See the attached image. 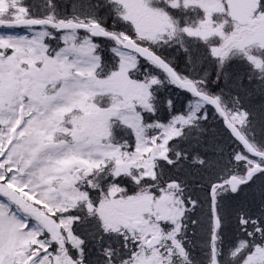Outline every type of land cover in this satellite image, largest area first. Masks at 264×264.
Returning a JSON list of instances; mask_svg holds the SVG:
<instances>
[{"label":"rangeland","instance_id":"rangeland-1","mask_svg":"<svg viewBox=\"0 0 264 264\" xmlns=\"http://www.w3.org/2000/svg\"><path fill=\"white\" fill-rule=\"evenodd\" d=\"M111 1L122 10V17L129 23L131 34L151 47H161L169 41L172 31H175L174 34H177L181 41H214L213 43L218 45L216 48L211 47L212 57L229 58L228 65L235 58V54H240L239 50L243 52L248 48L256 37L249 36L252 34H247L243 29L230 27L231 30H226L227 20L221 15L218 17V0H166V3L158 0ZM172 5L178 6L180 11H175ZM11 7L12 0H0V14L7 13ZM174 13L175 15H172ZM181 15L184 16L183 20L180 17L178 19ZM22 18L23 14L16 20ZM219 21H223L222 24ZM46 28L0 32V51L6 50V55L0 56V128L4 132L3 136H0V155L4 157L0 160V170L8 177L4 179L0 176V264H29L30 260L40 253L38 249L44 250L47 247L41 241L49 240L53 236L56 241L62 239L59 222L53 223L54 219L50 216L55 212H62V209L55 204L56 209L49 210L45 203L51 206L63 201V205L68 206L73 198L79 197L80 203L86 204L88 201L84 198L83 191H74L73 181L81 184L85 175L101 169L99 166L104 160L116 164L119 168L116 175L138 170L143 176L139 177L141 179L144 176H155V164L161 161L160 153L168 147L165 142L176 131L172 125L165 124L161 129L163 135L159 146H146L151 141L147 137L149 128L143 124L142 113L152 110L151 85L159 84L160 80L150 76L149 83L146 84L139 81L141 78L132 77L130 72L140 66V60L118 43L112 46L117 50L113 53L118 60L115 71H112L114 68H107L102 78L98 77V62L91 60L80 65L83 74L75 77L83 86L60 92L65 83L63 76L68 70L64 65L57 64L44 55L43 43L46 41L40 42L36 34ZM86 35L80 34L76 43L84 41ZM128 35L129 31L126 29L119 38L130 39ZM87 43L85 51L95 55L96 52H93L91 47L92 38ZM247 52L257 53L256 50H251L241 55H246ZM248 56L251 64L252 61L256 62L251 55ZM255 64L254 68L259 70L260 63L257 61ZM71 71L75 75V69ZM258 74L262 73L252 70V73L247 72L245 76L239 77L246 79ZM153 80H156L155 84L152 83ZM5 81L14 84L12 94H6L4 91ZM68 83L71 84L72 80ZM10 96H14L18 101L14 105V113L7 111ZM105 98L108 100L104 101ZM33 106L37 110H32ZM8 117L12 119L9 120ZM179 126L178 124L177 127ZM115 127L125 129V138L116 139L113 135ZM125 140L127 143L122 142ZM89 141L92 142L89 148H80L81 144ZM64 142H67V146ZM222 143L218 142L220 147ZM92 147H101V151L89 157L87 154ZM232 152L233 150H228L226 156H221V169L217 174L223 172L229 176L227 174L235 168L230 169L229 163L226 164ZM50 154L59 159L47 165L42 164L40 157ZM254 165L256 164L250 167ZM68 169L72 171L68 172ZM111 187L113 189L104 196L103 203L97 208L105 228L112 233L122 230L129 238L138 241L141 238L147 241L153 234L163 237L162 251L155 249L148 254L143 244L145 248L138 249L128 264H181L183 255L178 251L180 245L178 246L175 239L179 228L176 226L178 232L174 235L172 231L166 235L160 227H164L166 221L175 224L174 221L181 213L179 202L175 200L176 187L171 186L156 197L142 191L131 197H122L120 188L115 185ZM204 215L201 227L207 232L210 219L207 218L206 212ZM152 217L158 222L154 223ZM47 224L52 226V232L47 230ZM201 234L204 240L206 235H210L208 232ZM220 235L219 237H232L234 234L225 228L224 236ZM64 239L67 243L66 236ZM219 241V254L223 248L227 256L231 248L230 239L219 238ZM33 245L38 247L33 249ZM203 245L205 248L206 243ZM175 257L177 261L173 260ZM39 262H48V258L40 254L35 260V263ZM256 262L264 264V252L257 251L248 257L247 264ZM55 264H60V261H55Z\"/></svg>","mask_w":264,"mask_h":264},{"label":"snow or ice","instance_id":"snow-or-ice-1","mask_svg":"<svg viewBox=\"0 0 264 264\" xmlns=\"http://www.w3.org/2000/svg\"><path fill=\"white\" fill-rule=\"evenodd\" d=\"M158 2L166 3V0H158ZM171 7L177 12L180 11L176 5ZM261 7L264 8V0H261ZM98 11L100 4L96 0H12V7L8 12L0 14V32L22 30L27 25L39 28L47 25L44 31L37 32L36 35L40 42L46 41L43 43L44 55L57 64L64 65L68 70L63 76L65 83L60 90L66 92L83 86L81 81L75 79L76 76L83 74L80 65L95 60L98 62L97 71L102 72L105 67L104 61L111 59L107 52L103 54L97 52L93 55L85 51L88 47L87 41L93 37H114L113 33L105 31L99 21L93 18ZM21 14H23V24L11 22ZM93 27H100V33L93 31ZM68 29H72L75 34L65 35ZM81 33L88 35L85 36L84 41L77 44L76 41ZM91 47L95 52L100 45L92 44ZM116 51L115 47L109 49L111 53ZM182 51L188 53V63L192 64L193 55L189 53V49L185 46ZM4 55L6 50L0 51V56ZM213 59L218 58L213 57ZM199 63L201 61L197 60V64ZM227 63L228 60L224 58L218 59L214 81L219 87L222 79L228 89L227 93L223 89L217 92L215 88L211 92L206 91L208 74L205 73L198 81H191L185 77L188 84L175 85L190 98L178 113L171 98L162 101L163 115H159L160 109L156 108L155 102L153 103L152 110L146 115V121L149 129L154 123L157 129L149 138L151 143L146 146L148 148L153 144L159 146L163 135L161 129L165 124L172 125L176 131L166 140L168 147L160 153V176L144 177L139 183H133L139 187L140 183L154 184L163 178L164 182L157 190L175 185L183 193L188 187V181H193L196 188L189 191L186 198L180 200L184 205L182 216L191 214L192 226L194 228L202 226L203 213L200 210L207 205L208 216L213 223L208 236L210 250H214V242L221 230L227 228L233 234L240 233V236L233 235L236 246L229 249L228 255L225 256L221 248L219 256L212 257V264H247L249 256L257 251H264V74L248 76L246 79L233 78L231 73L225 71ZM140 67L144 68L145 65L141 64ZM72 69H75V75L72 74ZM170 71L178 77L175 69ZM253 71L258 69L254 68ZM69 80H72L71 84L68 83ZM152 83L155 84L156 80ZM197 83L203 85V88L198 89ZM194 97H198L199 100L191 99ZM20 98L22 100L23 93ZM16 103L18 101L14 96H10L7 101V111L14 113ZM32 110L37 109L33 106ZM213 113L220 118L225 133L238 146L227 161L238 166V175L233 173L231 176H226L223 172L217 174L221 169L222 148L217 143V130L208 125ZM40 114L43 115V112ZM8 119L11 120L12 117ZM3 134V129L0 128V136ZM113 135L119 140L124 135L123 129H114ZM122 142L127 143L126 140ZM181 142L186 143L187 147H181ZM91 143L85 142L80 148H89ZM64 144L67 146V142ZM173 145L176 146L174 152ZM100 151L101 147H92L87 155L91 157ZM147 155L146 153L145 158ZM3 158V155H0V160ZM57 159L59 158L50 154L40 157V162L47 165ZM252 164L258 167H250ZM181 170L184 173L183 184L180 180ZM67 171L71 172L72 169ZM173 172L176 173L175 176L172 175ZM0 176L4 179L8 178L3 170H0ZM93 179L100 185L99 187H92ZM113 180L116 183L122 180L121 187L127 190L131 178L123 175L113 177L107 172L105 165L103 171L98 169L89 172L86 183L81 188L75 187L76 181H73L74 191L86 189L83 196L88 203L84 206L80 203L79 197H76L63 208L62 213H54L59 216L61 236L67 237V244L70 247L66 246L63 240L57 242L56 237L53 236L49 240L41 241L42 244L47 245L42 253L43 256L57 262L63 258L67 264H128L133 260L134 254L141 248L138 240H133L123 233L110 232L104 227L103 222L98 226L91 223L94 218L93 210L99 206V200H93V197L104 194L103 185ZM194 192L196 195H193ZM53 223L56 221L54 220ZM77 229H81L89 239L85 240ZM113 235L117 237L115 241L112 239ZM193 235L196 233L194 232ZM219 238L223 239V237ZM89 242L93 243L99 259H92L93 253L86 247ZM181 254L187 259L183 248Z\"/></svg>","mask_w":264,"mask_h":264},{"label":"trees","instance_id":"trees-1","mask_svg":"<svg viewBox=\"0 0 264 264\" xmlns=\"http://www.w3.org/2000/svg\"><path fill=\"white\" fill-rule=\"evenodd\" d=\"M97 3L100 4V11H98L96 13V15L93 17L95 20L99 21V24L104 28L105 31L109 32V33H113L114 35H116L117 37H119L121 35V33L125 32L126 29H128L129 31V37L131 39H133L134 41H136L138 44L144 45V46H148L145 43L137 40L135 38V36L133 34H131L130 30V26L129 23L126 22L124 20V18L122 17L123 12L122 10L115 5L111 0H96ZM196 10V9H194ZM172 15H175L172 14ZM177 15V14H176ZM180 17L182 20L184 19V16H178ZM175 33V31H174ZM173 31L171 33L172 36H170L168 39L169 41L165 42L164 45H162L161 47H159V49L155 48V47H149L153 52H155L156 54H158L160 57H162L163 59H165L171 66L173 69H175V72L178 74V77L185 80V77H188L191 81H198L201 77L204 76L205 73L208 74V86L207 89H205L208 92H211L212 89H216L217 92H220L221 89L224 90L225 93H227L228 89L225 86L223 80L221 79L220 85L219 87H217V85L215 84V72H216V66L218 64V61L214 60L212 57V54L210 55L209 53H211L210 49L211 47H215L218 44H214L211 41H206V42H201L199 40H179L178 35L174 34ZM177 35V36H176ZM171 40V41H170ZM173 40V41H172ZM217 42V41H216ZM162 43V42H161ZM160 43V44H161ZM93 44H99L100 47L98 49L95 50V52L97 53H105L107 52L109 54V56L111 57L110 60L104 61L105 67L103 69L102 72H98L97 71V76L101 77L103 76V73H106L107 68H114L117 69V59L116 57L113 55V53L109 52V49L112 48V46L114 44H116V42L113 39H109V38H102V39H94L93 40ZM187 47L189 49V53H191L193 55V62L192 64L188 63V53H184L182 51L183 47ZM216 48V47H215ZM209 51V53H208ZM240 59H242L240 57ZM197 60L201 61V63L197 64ZM226 60H229L226 59ZM141 64L145 65L144 68H141L140 66L135 70L130 72L131 76L138 79L141 78L142 83H146L148 84V79L150 76L153 77H159L160 80H162L163 83H160L158 85H151V97H150V105L152 107L153 103L155 102V106L157 109H160L159 115H163V108H162V101L168 98H171L172 102L174 103V108L176 110V112L178 113L179 110H181V108L187 103V101L190 99L188 96H186L185 94L182 93V91L177 88L175 85V83H173L165 74H163L159 69H157L155 66L151 65L150 63L147 62H141ZM140 64V65H141ZM195 66V69L193 70V66ZM241 68L242 71H240V73L233 75L231 73L232 71V65L230 64H226L225 65V70L228 71L229 73H231L233 78H236L237 76H245L247 74V72H250L251 67H239ZM248 68V69H246ZM246 69V70H245ZM245 70V71H243ZM154 71V72H152ZM149 72H151V74H148ZM264 74V73H263ZM188 81V80H185ZM197 88H203V85L197 83L196 84ZM157 94H159V96H157ZM110 98V97H107ZM108 99H104V101H106ZM103 101V100H101ZM99 103V102H98ZM141 113L142 111L139 110ZM140 113V114H141ZM148 112H143L142 115L144 117L143 119V124L145 127H147V121H146V115ZM154 125V126H153ZM152 128L149 129V133L147 135L151 136L153 134V132L156 131L157 129V125L153 124ZM208 125L210 128H215L217 130V143L218 142H223L222 143V153L220 154V158L221 156L224 157L226 156V152L228 150H234V148L236 149L238 146L231 140V138L225 133L224 129H223V125L220 121V118L213 113L209 120H208ZM116 129V127H115ZM125 131V129H123V132ZM124 136H126V133L124 132V135L121 136L123 138H125ZM175 145L172 146V150L175 151ZM181 147H187V144L184 142H181ZM225 147V149H224ZM226 151V152H225ZM160 162L158 161L156 162V166H155V176H160ZM225 162H222V164H224ZM227 164V162H226ZM105 165H107V172L111 174V176L113 177H118L123 175L124 177H130L131 181L128 185L127 190H125L123 187H121V184H123V181L121 180L119 183H116L114 180L113 181H109L107 183H105L103 185L104 189H105V194H103L101 197H93V200H99V207L101 206V204L104 201V196L108 194V192L111 191V189H113L111 186H117V188H120V191H122L121 196L122 197H131L133 195H136V193H138L139 191L144 192V194H149L153 197H156V195H158L159 193H162L163 190H166L167 188H171L170 187H166V188H162L161 190H157L158 187L164 182L163 178H161L160 180H157L154 184H143L140 183L139 187H136L135 184L133 182H135L136 180H138V182H140L142 179L139 177H143L139 174L138 170H132L130 173L125 174V173H120L119 175H116L118 172V167L116 166V164L113 161H106L105 163H103L100 167H101V171H103L105 169ZM230 165V169L232 167L233 170L227 174V175H232L233 173H236L238 175L237 172V168L238 166L234 165V164H229ZM191 167V166H188ZM183 170H181V174H180V180L181 183L183 184V179H184V175H183ZM140 175V176H139ZM173 176L176 175L175 172L172 173ZM146 177V176H144ZM86 178L87 175H85V177L82 179V182L80 184V182L75 186L81 188L85 183H86ZM137 182V183H138ZM136 183V182H135ZM100 185H98L95 181V179H93L92 181V187H99ZM175 186V185H172ZM176 187V186H175ZM177 188V187H176ZM176 201H178V205L180 207V209L182 210V213L184 211V205L180 203L181 199H184L187 197L188 192L191 191L192 189L196 188V184L189 180L188 181V187L186 189V191H184L183 193H181L178 189H176ZM82 191H86V189H82ZM119 191V192H120ZM193 195H196V193L194 192ZM120 196V198H122ZM84 206H86V204H82ZM203 213L202 216V220L204 215L203 210H200ZM59 213V212H56ZM84 213H82L83 215ZM93 220L91 221L92 224L98 226L101 223V218L100 215L97 213V208L93 210ZM53 218L55 219H59L58 215H52ZM98 217V219L96 218ZM209 217V216H208ZM207 217V218H208ZM191 219L192 216L191 214H187V215H183L181 214L180 219H179V223L181 226V231L180 233L176 236L175 235V239L177 240V242L181 245V247H183L186 251V255H187V259L185 260L184 264H210V260H211V250H210V246H209V242H208V235H206L207 237L205 238V240L202 237L201 232H204V234H206L208 232V234L211 233V227L209 225V231H205L204 229L202 230L201 226H198L196 228H194L191 224ZM208 224V223H207ZM206 224V225H207ZM77 231L79 232V234L81 236L84 237L85 240H88V236L85 235V233L81 230V229H77ZM112 232V231H110ZM166 232V231H165ZM196 233V235H193V233ZM169 233V232H166ZM225 239H229V237L227 238L226 236L224 237ZM113 241H115L117 239V237L115 235H113L112 237ZM233 239V238H231ZM231 241V240H230ZM204 242L206 243V246L204 248ZM230 243V242H229ZM231 248H234L236 246L235 241L232 240L231 244H230ZM86 247L88 248L89 251H91L93 253L92 259H99V257L96 255V250L93 247V243L89 242L88 244H86ZM138 252V251H137ZM135 256V254H134Z\"/></svg>","mask_w":264,"mask_h":264},{"label":"flooded vegetation","instance_id":"flooded-vegetation-1","mask_svg":"<svg viewBox=\"0 0 264 264\" xmlns=\"http://www.w3.org/2000/svg\"><path fill=\"white\" fill-rule=\"evenodd\" d=\"M219 4H220V9H219V17L221 15L222 18H224V20L226 19L227 21H225L226 24L229 23V21L231 20L230 15H229V8L227 5V1L226 0H218ZM249 15V21H250V25L247 26H239L236 23L230 21L231 25L233 26V29H243V31H246L247 34H252L249 36H256L254 39V42L250 43V46L248 48H245V50H239L238 52L244 53L245 51H251V50H256L257 53H246V55H241V54H235V58L232 59L231 65H232V71L231 73L233 75H236L238 73H240L241 68H239L240 66L245 68V67H251L250 72H252V70L255 67V63H257V61L260 63V66L258 68H260L258 71L261 73H264V8L261 7V0H256V5L255 7L251 8V10L248 13ZM223 21H219L220 24H222ZM235 31V30H234ZM256 32V33H254ZM262 35V36H261ZM252 47V48H251ZM248 54L251 55L252 58L255 59L256 62L251 61L248 59ZM240 57L242 59H240ZM258 65V64H257ZM248 69V68H246ZM245 69V70H246ZM243 70V71H245ZM226 71V70H225ZM258 252H264V251H258ZM255 260L257 261V258L255 257ZM262 262H256V264H261ZM60 264H61V260H60Z\"/></svg>","mask_w":264,"mask_h":264},{"label":"water","instance_id":"water-1","mask_svg":"<svg viewBox=\"0 0 264 264\" xmlns=\"http://www.w3.org/2000/svg\"><path fill=\"white\" fill-rule=\"evenodd\" d=\"M228 3L230 5L231 9V15L234 21L238 22L240 25H246L248 23L247 18V9L253 6V0H228ZM13 23L17 24H23L24 20H18L14 21ZM24 28H39L34 25H27ZM23 28V29H24ZM66 31H73L72 29H68ZM93 31L100 33L101 28L100 27H93ZM111 38L117 39L115 36H109ZM118 40V39H117ZM119 41V40H118ZM120 42V41H119ZM122 47L130 51L132 53L137 54L142 60L149 61L159 67L162 71H164L172 80H174L177 84H188L186 82L180 81L176 75H173V73L170 71L172 69L164 60H162L160 57L155 55L153 52H151L149 49L145 47H141L139 45H136L132 41L128 40L126 42H121ZM145 57L147 59H145ZM5 91L7 93L13 92V86L10 83H6L5 85ZM198 98V97H197ZM258 167V166H254ZM161 241V238L159 237H153L151 240L147 243V246L149 248H154L156 246H159ZM216 256L215 253H213V257Z\"/></svg>","mask_w":264,"mask_h":264},{"label":"bare ground","instance_id":"bare-ground-1","mask_svg":"<svg viewBox=\"0 0 264 264\" xmlns=\"http://www.w3.org/2000/svg\"><path fill=\"white\" fill-rule=\"evenodd\" d=\"M235 224V222H233V225ZM238 235H240V233L237 232Z\"/></svg>","mask_w":264,"mask_h":264}]
</instances>
